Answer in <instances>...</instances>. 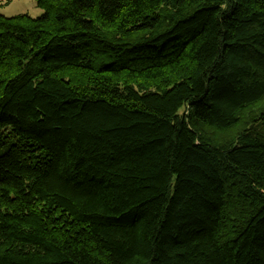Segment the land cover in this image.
<instances>
[{
	"label": "trees",
	"instance_id": "obj_1",
	"mask_svg": "<svg viewBox=\"0 0 264 264\" xmlns=\"http://www.w3.org/2000/svg\"><path fill=\"white\" fill-rule=\"evenodd\" d=\"M0 13V264H264V0H35Z\"/></svg>",
	"mask_w": 264,
	"mask_h": 264
},
{
	"label": "rangeland",
	"instance_id": "obj_2",
	"mask_svg": "<svg viewBox=\"0 0 264 264\" xmlns=\"http://www.w3.org/2000/svg\"><path fill=\"white\" fill-rule=\"evenodd\" d=\"M0 13L5 16L27 14L31 17L40 16V9L35 0H0Z\"/></svg>",
	"mask_w": 264,
	"mask_h": 264
}]
</instances>
